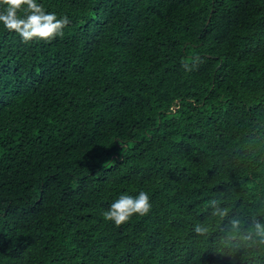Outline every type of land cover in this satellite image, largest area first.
I'll list each match as a JSON object with an SVG mask.
<instances>
[{"label":"trees","instance_id":"16d2710c","mask_svg":"<svg viewBox=\"0 0 264 264\" xmlns=\"http://www.w3.org/2000/svg\"><path fill=\"white\" fill-rule=\"evenodd\" d=\"M37 3L70 24L0 23V264H264V0Z\"/></svg>","mask_w":264,"mask_h":264},{"label":"clouds","instance_id":"9594fccd","mask_svg":"<svg viewBox=\"0 0 264 264\" xmlns=\"http://www.w3.org/2000/svg\"><path fill=\"white\" fill-rule=\"evenodd\" d=\"M0 4L6 5V8L0 11V23L9 31L18 33L25 43L35 39L47 41L62 36L63 29L70 24L68 16L57 18L55 13L46 12L43 5L37 3V0H0ZM21 11L24 12L23 15H20ZM195 61L199 63V57H196ZM183 67L187 71L192 70L186 63L183 64ZM216 203V201H212L214 206ZM151 207L150 198L146 192L141 191L136 197L124 194L112 203L108 210L104 211L103 217L119 226L127 222L133 215H147ZM214 215L223 217L227 215V211L217 208ZM230 224L234 230L240 228L239 219L233 218ZM195 231L204 233L206 229L197 226ZM254 232L255 235L264 237V225L255 223ZM243 239L251 240L252 233L249 232Z\"/></svg>","mask_w":264,"mask_h":264}]
</instances>
